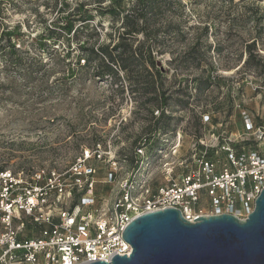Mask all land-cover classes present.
Masks as SVG:
<instances>
[{
    "label": "rangeland",
    "instance_id": "rangeland-1",
    "mask_svg": "<svg viewBox=\"0 0 264 264\" xmlns=\"http://www.w3.org/2000/svg\"><path fill=\"white\" fill-rule=\"evenodd\" d=\"M122 1L120 6L114 0H0V37L12 34V42L22 50V64L17 67L12 59L0 55V167L15 172L63 171L84 148L111 142L121 162L119 177L111 185L101 183L100 192L107 199L115 196L119 180L131 172L135 144L153 125L151 114L156 118L161 114L149 104L150 95L135 91V80L120 73L125 87L120 93L117 85H110L115 79L100 80L95 77L94 64L85 68L83 60L78 62L80 42L109 43V34L121 27L124 11L134 0ZM173 1L179 5L168 20L191 30L189 43L177 42L170 48L172 53L155 55L168 86L177 90L180 82L195 75L175 73L169 62L173 53L183 51L203 34V28H208V59L214 67L213 86L208 91L190 89L188 107L172 105L165 111L169 119L163 122L177 127L176 138L166 139L169 149L185 155L202 137L208 140L216 134L224 139L244 132L241 111L264 124V0ZM100 6L104 10L114 6L121 14L113 17ZM86 11L87 21L74 23L75 27L85 25L80 27L85 34L79 39L61 31L72 15L85 16ZM49 30L59 31L62 37L58 41L47 37ZM251 44H255V55L245 64ZM93 163L97 180L104 181L108 166ZM161 180L156 173L151 185Z\"/></svg>",
    "mask_w": 264,
    "mask_h": 264
},
{
    "label": "built area",
    "instance_id": "built-area-1",
    "mask_svg": "<svg viewBox=\"0 0 264 264\" xmlns=\"http://www.w3.org/2000/svg\"><path fill=\"white\" fill-rule=\"evenodd\" d=\"M241 115L244 132L202 137L185 155L169 149L170 136L156 149L143 140L112 199L100 192L101 183L111 185L119 177L121 162L111 142L84 148L63 171L0 167V264L111 263L114 255L129 257L132 247L122 238L127 226L167 208L190 222L223 214L246 220L264 190V124L247 111ZM177 139L180 143V134ZM93 162L108 166L104 181L97 180ZM156 173L162 180L151 185Z\"/></svg>",
    "mask_w": 264,
    "mask_h": 264
},
{
    "label": "trees",
    "instance_id": "trees-1",
    "mask_svg": "<svg viewBox=\"0 0 264 264\" xmlns=\"http://www.w3.org/2000/svg\"><path fill=\"white\" fill-rule=\"evenodd\" d=\"M115 2H119L122 6V0H114ZM178 5L173 0H134L124 11L121 27L115 30L114 35L109 34V43L98 44L97 40L95 43L88 40L83 44L81 42L78 44L80 52L78 62L83 60L85 68L94 64L95 77L100 80L106 77L115 79V82L110 85H117L120 93H123L125 87L120 78V73H122L127 80L132 82L135 80V84L131 83L137 93L150 95L148 102L152 108L160 110L159 118L151 114L153 125L150 129L147 128V133L144 134L146 137L136 142L134 150L143 140H146L152 149H156L160 147L162 137L175 135L177 127L163 122V119H169L166 116V109L172 105H181L186 108L190 103V89L204 93L213 86L214 76L211 71L214 67L208 59L211 50L207 44L208 28H203V34L192 39V43L188 44L183 51L172 54L169 64L174 67L175 73H195L192 78H186L184 82H180L177 90L168 86L167 78L158 68L160 62L156 60V54L171 52L170 48L177 42L185 45L190 41L188 38L190 28H185L179 22L174 23L168 20V14L176 11ZM100 7L101 11L113 17H119L121 14V10H116L114 6L106 10ZM88 15L89 11H86L85 16L72 15L61 31L73 34V38L79 39L85 34V28L80 30V27L85 25L75 27L74 23L75 21L85 23ZM158 23L161 25L157 27ZM139 36L142 39H138ZM12 37L10 33L0 37V55L12 59L11 61L17 67L22 64V50L16 48ZM47 37L58 41L62 36L57 30H49ZM4 40H6L5 43H3ZM39 40L44 39L39 38ZM41 45L46 46L47 44L41 42ZM247 49L249 58L246 59L245 64H249L250 59L255 55V44L249 45ZM33 69L34 66L29 68L26 78L29 79ZM197 126L200 124L197 123ZM130 165L132 167L135 165L134 156L130 159Z\"/></svg>",
    "mask_w": 264,
    "mask_h": 264
},
{
    "label": "water",
    "instance_id": "water-1",
    "mask_svg": "<svg viewBox=\"0 0 264 264\" xmlns=\"http://www.w3.org/2000/svg\"><path fill=\"white\" fill-rule=\"evenodd\" d=\"M122 238L129 257L90 264H264V190L246 220L223 214L190 222L167 208L133 220Z\"/></svg>",
    "mask_w": 264,
    "mask_h": 264
}]
</instances>
